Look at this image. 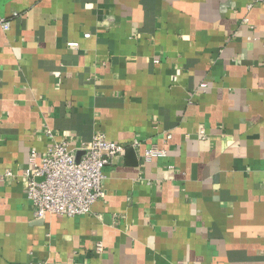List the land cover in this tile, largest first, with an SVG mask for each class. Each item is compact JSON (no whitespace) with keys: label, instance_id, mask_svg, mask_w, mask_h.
<instances>
[{"label":"crops","instance_id":"1","mask_svg":"<svg viewBox=\"0 0 264 264\" xmlns=\"http://www.w3.org/2000/svg\"><path fill=\"white\" fill-rule=\"evenodd\" d=\"M248 4L0 0V264H264V1ZM94 133L140 145L90 213L36 220L30 151Z\"/></svg>","mask_w":264,"mask_h":264},{"label":"built area","instance_id":"2","mask_svg":"<svg viewBox=\"0 0 264 264\" xmlns=\"http://www.w3.org/2000/svg\"><path fill=\"white\" fill-rule=\"evenodd\" d=\"M250 7L255 2L264 0H248ZM206 86L202 82L200 87ZM45 134L52 138V132L47 129ZM204 136V131H200ZM170 135H166V139ZM140 142L134 140L133 149ZM126 146L122 143L108 140L102 133H94L86 144L72 145L65 140L51 142L42 156L36 150H31L28 156V166L20 176L25 184L26 196L33 206V216L43 220L47 215L75 217L91 212L95 202L105 195L103 172L105 166L111 165L115 159L122 158ZM165 150L151 147L140 159L149 161L153 157L164 156ZM5 176L13 175L6 170ZM103 244L97 242L96 251L102 252Z\"/></svg>","mask_w":264,"mask_h":264},{"label":"water","instance_id":"3","mask_svg":"<svg viewBox=\"0 0 264 264\" xmlns=\"http://www.w3.org/2000/svg\"><path fill=\"white\" fill-rule=\"evenodd\" d=\"M134 152V150H133V148H127L126 150H125V154H128V153H133Z\"/></svg>","mask_w":264,"mask_h":264}]
</instances>
